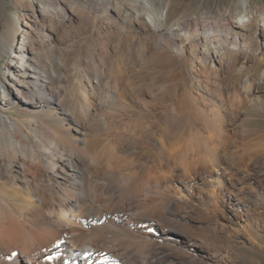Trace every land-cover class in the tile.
<instances>
[{"label":"bare ground","instance_id":"obj_1","mask_svg":"<svg viewBox=\"0 0 264 264\" xmlns=\"http://www.w3.org/2000/svg\"><path fill=\"white\" fill-rule=\"evenodd\" d=\"M171 2L0 0V264H242L254 250L264 139L239 148L238 130L264 114V3L171 20ZM205 174L197 197L245 227H207L179 192Z\"/></svg>","mask_w":264,"mask_h":264},{"label":"rangeland","instance_id":"obj_2","mask_svg":"<svg viewBox=\"0 0 264 264\" xmlns=\"http://www.w3.org/2000/svg\"><path fill=\"white\" fill-rule=\"evenodd\" d=\"M171 9L169 12V17L171 20H174L178 18L181 14H183L186 11H194L198 14L201 13L204 8H207L208 6L212 9V17L218 18V11L222 10L225 7L231 6L232 3L235 0H171ZM258 4L264 3V0H254ZM157 4L160 5V1H157ZM10 11H14V6H9ZM7 59V52L0 55V72L1 68ZM16 115H19L18 113H15ZM41 115V113H38ZM43 116L45 114H42ZM201 118V119H199ZM205 122V117L202 115H198L196 119H193L190 117L186 122H184L180 128L175 131L171 132L168 135L167 141V152L171 153L172 148L175 147V145H181L185 139L188 137H194L196 136V124L198 121ZM197 122V123H196ZM241 122V118L239 121L237 120V123ZM225 124V123H224ZM238 136L239 137V148H245L248 145H252L254 142L258 141L263 138L264 139V114H260L257 116H252L250 120L245 124L244 126H241L238 130ZM192 135V136H191ZM246 143V145H245ZM245 145V146H244ZM244 146V147H243ZM203 180H192L191 182H186L185 187H179L181 193H183L185 196L190 195L192 193L193 195V201L198 202V207L200 210L204 211L205 215L208 217V226L207 227H228L229 229L233 230L236 227H245V224L238 225L233 222H230L227 217L229 216V207L226 204L225 201L221 199L212 200L211 198L207 197V194L204 193V191H208L211 189V183L209 182V176L207 174L203 175ZM208 176V177H207ZM214 178L212 177L211 180ZM197 182V183H195ZM201 188L204 190L202 193V198L204 197V200L199 199L197 188ZM225 202V203H224ZM260 227H264L263 224L260 225ZM250 238L252 239L253 243L256 242V245H254V250L250 251L251 254L247 255L244 258V263L242 264H264V230L259 229L254 233L253 236L250 235ZM255 244V243H254ZM195 251V249H194Z\"/></svg>","mask_w":264,"mask_h":264}]
</instances>
